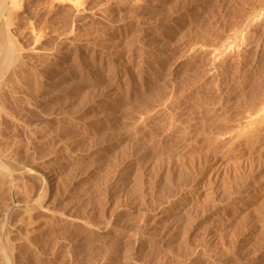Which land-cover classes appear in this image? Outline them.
I'll list each match as a JSON object with an SVG mask.
<instances>
[{"label": "rangeland", "instance_id": "1", "mask_svg": "<svg viewBox=\"0 0 264 264\" xmlns=\"http://www.w3.org/2000/svg\"><path fill=\"white\" fill-rule=\"evenodd\" d=\"M9 1H16V4L9 3V7L12 6L11 4H14V7L5 14L3 30L7 34L9 33V36L11 35L12 40H16H14L17 43L15 45L21 48L23 54L25 53L21 62L19 61V67L17 66L16 71L20 68L17 75L23 74V77L22 75L19 77L20 83L23 79L26 81L21 83V87L18 86L19 89L16 88L17 92L14 94L7 91L0 93L3 109L8 112L10 117L12 116L11 118L4 116L0 118V148L4 149L11 143L16 144L19 150L16 151L18 156L27 158L26 160L23 159L24 163L31 164L35 169L37 167L36 170L40 173H44L45 170L52 172L53 178L50 181L47 180L48 189L46 188L45 193H43L45 196H42L45 200L42 197L41 200L45 203L49 202L50 204H46L55 211L63 213L64 216L67 217L68 215V217L78 221L88 220L87 222H91L94 227L92 232L91 229H86L78 223V226L74 224L72 227L66 225L65 221L62 223L63 219L60 218H56L58 221L54 218L53 220L56 222L54 224L53 217L47 213L45 215L44 212H33L31 216H23V218L22 216L17 217L16 213L15 215L10 214L9 221L11 223L9 222L8 225L12 226V234L10 233L9 240L11 243L14 242V249L16 250L13 249L12 264H187L181 262L182 256L186 258V255L189 256L191 252V254L195 253V256H198H194V259H197L195 261L193 259L188 264H264V196L257 206H253L250 205L246 196L241 197L237 194L238 186L241 185L240 182L242 183L246 179L245 177H240L243 180L236 177L234 178L235 182L232 178L231 186L229 181L233 196L223 200L222 204L220 203L224 206V210L213 214V218L209 217L211 216L210 209L202 217L194 215L195 217L193 216L190 220L180 221V224H166L167 227L164 228L162 226L164 224L161 225L160 223L159 226V221L155 220L154 215H152L158 211V205H161L173 190L179 188L184 181L189 179V175L185 174L183 178L174 183L170 184L169 182L170 178L176 175L181 168L179 167L181 166L179 163L182 161L181 159L196 155V159L190 161V168L194 171L197 167V170L194 171L195 174L204 173L205 169L212 163L209 162L208 164L207 161H212L211 158L214 155L221 156L218 151L222 152L220 147L212 145V143L215 144L214 140L216 139L215 133L212 135L213 127H215L210 119L212 115L205 111H201L203 114H200L197 110L199 104L194 103V101L198 102L201 97L200 100H207L206 102L215 104L220 101L221 95H216L214 92L215 95L213 93L211 95V93L206 92V89H200L203 92L199 91L201 93V95L199 93V97L191 98L189 96L186 99L182 97L180 95L181 88L188 81L187 79L195 73L194 71L199 66L200 61L198 57L196 59L195 56H192L189 58L190 60L182 63L183 66L180 65L176 71H173L174 55L168 54L167 56V50L176 39V42L192 43L198 39H203L201 35L213 37L218 31L231 27L230 24H233L236 17L241 15L240 13H247L251 7L249 4H254L257 0ZM175 5L178 6L177 9H183H179V11ZM170 8L174 9L171 11ZM246 9L248 10L246 11ZM173 12L178 13L173 14ZM175 18L176 20L179 18L178 22ZM166 25L170 27L168 31H163L162 28ZM205 32L209 33L210 36L209 34L206 36ZM172 40L173 43H170L169 41ZM161 63L163 64L161 65ZM252 72L254 73L253 75L251 73L249 80L247 79L248 82L246 80V83L241 85L244 88L226 96L229 101L226 97L223 100L220 98L222 106L227 111L224 113L228 114L229 119L236 120V115L240 116L242 109H244L243 104L253 102L257 95L256 91L258 93L264 87V56L257 61ZM150 75L154 77V80L148 84L147 79ZM233 78L236 82L240 80V77L238 78L236 75ZM229 84L230 79L225 80V85ZM157 90L160 91V94L163 92L164 95L173 94L176 97L173 104L175 106L172 105L171 109L169 108L176 118L171 116L174 123L179 126L178 129L180 128V131L175 134L173 128H167L168 118H170L168 114L155 113L147 118L150 121L147 119H145L146 123L140 121V115L145 113L143 110L147 107L144 105L149 104L152 97L156 98ZM214 96L217 98L215 99ZM190 98L192 100L189 101ZM231 106H235L237 111H234L235 107L233 109ZM231 108L234 113L230 110ZM191 111L198 113H194V115ZM191 115L193 116L191 117ZM141 117L145 116L141 115ZM190 119H193V122ZM161 120H164L163 122L167 125H165L166 129H163L164 123H161L160 126L156 124L162 122ZM147 122L151 123L153 127ZM131 123H135V126ZM144 125L152 128L145 129ZM156 128L157 131L155 132ZM160 128L167 131L161 132ZM151 132L153 136H151ZM159 132L160 134H158ZM148 134L150 135L148 136ZM210 134L214 139L211 140ZM118 135L119 137L124 136L127 139L126 142H131H128L129 147L123 148L113 155H111L112 153H107V155L102 153V142L108 143L107 141L110 142ZM168 135L169 137H166ZM179 135H182V138ZM175 136H179L181 140ZM142 137L144 138L142 139ZM156 139H160L159 143ZM194 140L196 143L193 142ZM163 141L164 143L167 142V145ZM172 141L176 146L172 144ZM198 142L199 144H197ZM136 143L137 145H135ZM142 145L148 146L147 154L150 155L155 151L157 153L155 155L152 153V155L140 159L141 161L136 160L137 163L134 162V168L131 167L125 176L121 175V165L133 152L130 146L142 148ZM198 146L205 148L202 149ZM128 149H130L129 152ZM207 149L212 150L208 153ZM190 150L192 151L190 152ZM198 151H200L199 154ZM158 154H162V157ZM178 154H182L184 157L181 158L182 155H180L176 158ZM167 155L169 156L167 157ZM261 155L264 157V151L257 156ZM151 156L156 157L155 161ZM199 158L201 161L198 160ZM166 160L170 163H168L169 168L166 165ZM196 161L201 163H196ZM195 163L197 164L196 167ZM261 168L256 170L257 172L252 171L250 173L255 177H259L262 173L261 177L264 173V166ZM175 169L178 171L176 170L177 172L174 173ZM117 171L118 173L121 172L120 175ZM237 179L241 181L239 182ZM7 200L9 203L10 194L6 189L0 188V216H2L4 206L7 205L4 204L7 203ZM232 201H235V204L231 203ZM238 208L240 211L245 209L243 213L245 220L236 229L230 225L229 218L233 217L232 214H235ZM16 217L17 220L22 218L17 224ZM28 221L36 229L26 231L27 225L29 226ZM63 224L65 225L63 226ZM98 224L107 226L105 233L97 231ZM173 224L176 225L173 226ZM26 232H28L27 236ZM22 237L30 239L28 241L27 238L28 243L25 241L17 246L18 240Z\"/></svg>", "mask_w": 264, "mask_h": 264}, {"label": "bare ground", "instance_id": "2", "mask_svg": "<svg viewBox=\"0 0 264 264\" xmlns=\"http://www.w3.org/2000/svg\"><path fill=\"white\" fill-rule=\"evenodd\" d=\"M175 1V0H174ZM173 1V2H174ZM177 1V0H176ZM254 1V0H253ZM204 2V1H203ZM202 2V3H203ZM243 2V1H242ZM248 2V1H247ZM9 3H15L16 1L12 2V1H7V0H0V93H2L3 91H7L11 94L16 93V88L19 89L22 85L21 83L25 82L26 80L23 79L21 80L22 82L20 83V76L21 75H17L19 73V69L18 71H16V68L18 66L19 61L21 62V59L23 58L24 54L21 51V48L18 47V45L16 46L15 44H17L14 40H12L11 35L9 36L3 29L5 26V14H7V12H10V8L14 7V4H11L9 7ZM173 4V3H172ZM229 4V3H228ZM249 4V3H248ZM201 5V4H200ZM251 7L250 9H246L247 13H240L241 15L237 16L235 21H233V24L229 27V28H225L221 31H218V33L214 34L213 37H205L203 35H201L203 37V39H198V40H194L195 42L192 43H188V42H174V44H168L170 45V47L167 50V56L169 55H174V59H173V71L176 69H178L180 67V65H182V63L186 60H188L189 58H192V56H195L196 59L197 57L199 58L198 61L199 62V66L197 67V69L193 72L194 74L187 79L188 81H186V83L184 84L183 88H181L182 90L181 92V96L182 97H186L188 98L189 96L194 97V96H200L201 93L203 91H200V89H206V92H209V94L214 92L216 95H221L220 98L223 100L225 99L226 96H229L232 93L237 92L240 88H244L243 86H241L244 82L246 83V80L249 78V76L253 75L254 72H252L254 65L257 63V61L264 56V0H257L256 2H254V4H249ZM189 6V5H188ZM203 6V5H202ZM233 6V5H232ZM178 7V6H177ZM176 5L175 8L177 9ZM180 7V6H179ZM229 7V6H228ZM240 7V6H239ZM186 8V7H185ZM184 8V10H185ZM245 8V7H244ZM171 11L174 9L170 8ZM181 10L183 8H178L177 10ZM189 9V8H188ZM191 9V8H190ZM235 9V8H234ZM179 10V11H180ZM183 10V11H184ZM165 11V10H164ZM182 11V12H183ZM187 11V10H186ZM189 11V10H188ZM170 12V11H169ZM168 12V13H169ZM181 12V14H183ZM206 12V11H205ZM172 13V12H171ZM174 13H178V12H173ZM180 13V12H179ZM188 14V12H186ZM184 13V14H186ZM239 13V12H238ZM11 15V13H9ZM158 14V13H157ZM160 15V14H159ZM167 15V14H166ZM162 16V15H161ZM165 16V15H164ZM168 16V15H167ZM176 17V15H174ZM186 16V15H185ZM160 17V16H159ZM171 17V15H170ZM179 17V16H178ZM202 17V16H201ZM230 17V16H229ZM9 18V17H8ZM169 18V17H168ZM177 18V17H176ZM175 18V20H176ZM185 18V17H184ZM223 18V17H222ZM161 19V18H160ZM179 19V18H178ZM177 19V20H178ZM181 19V17H180ZM204 19V18H202ZM226 19V18H225ZM9 20V19H8ZM169 20V19H168ZM172 20V19H170ZM174 20V19H173ZM176 20V21H177ZM183 20V19H182ZM181 20V21H182ZM219 20V19H218ZM184 21V20H183ZM163 22V21H162ZM178 22V21H177ZM225 22V20H224ZM168 23V22H166ZM192 23V22H191ZM222 23V22H221ZM188 25V23H186ZM193 24V23H192ZM201 24V23H199ZM168 25V24H167ZM164 26L162 29L163 31H168V26ZM176 25V24H175ZM203 25V24H202ZM217 25V24H216ZM229 25V24H228ZM191 26V25H190ZM208 26V25H207ZM3 27V28H2ZM7 27V25H6ZM194 27V26H193ZM188 28V27H187ZM186 28V30H187ZM198 28V27H197ZM207 28V27H206ZM209 28V27H208ZM7 29V28H5ZM172 29V28H170ZM200 29V28H199ZM198 29V30H199ZM213 29V28H212ZM175 30V29H174ZM184 30V29H183ZM182 30V31H183ZM162 31V30H161ZM160 31V32H161ZM170 31V30H169ZM201 31V30H199ZM207 31V30H206ZM213 31V30H212ZM173 32V31H171ZM170 32V33H171ZM163 33V32H161ZM164 34V33H163ZM162 34V35H163ZM168 34V33H167ZM173 34V33H172ZM206 36H208L209 33H204ZM212 34V33H211ZM185 35V34H184ZM187 35V34H186ZM196 35V34H195ZM198 35V34H197ZM169 36V34H168ZM191 36V35H190ZM200 36V35H199ZM210 36V34H209ZM164 37V36H163ZM193 37V36H192ZM200 37V38H202ZM159 39V38H158ZM170 39V38H169ZM168 39V40H169ZM187 39V38H186ZM197 39V38H196ZM179 40L182 41V39L179 38ZM14 41V42H13ZM158 42V41H157ZM170 43H173L172 41H169ZM168 42V43H169ZM162 43V42H161ZM167 43V42H166ZM164 46V45H163ZM166 48V47H165ZM161 50V49H160ZM164 50V49H163ZM165 51V50H164ZM28 54V53H27ZM164 54V53H162ZM177 54V55H175ZM165 55V54H164ZM162 56V55H161ZM171 56V57H172ZM163 57V56H162ZM170 57V56H169ZM170 57V58H171ZM159 58V57H158ZM194 58V57H193ZM25 59V58H24ZM195 59V58H194ZM150 60V59H149ZM160 60V59H158ZM163 60V59H162ZM165 60V59H164ZM190 60V59H189ZM167 61V60H166ZM171 61V60H170ZM261 61V60H260ZM151 62V61H150ZM160 62V61H159ZM163 62V61H162ZM188 62V61H187ZM192 62V61H191ZM164 63V62H163ZM161 63V65L163 64ZM169 63V62H168ZM171 63V62H170ZM196 63V62H195ZM21 64V63H20ZM19 64V65H20ZM259 64V63H258ZM257 64V65H258ZM152 65V64H150ZM154 65V64H153ZM165 65V63H164ZM171 65V64H170ZM198 65V64H196ZM167 66V65H166ZM183 66V65H182ZM19 67V66H18ZM153 67V66H152ZM168 67V66H167ZM157 68V67H156ZM165 68V67H164ZM191 68V67H190ZM171 69V68H170ZM169 69V70H170ZM195 69V68H194ZM140 70V69H139ZM142 70V69H141ZM148 70V69H147ZM167 70V69H166ZM22 71V70H21ZM144 71V70H143ZM150 72V70H148ZM161 71V70H160ZM165 71V70H164ZM172 71V72H173ZM24 72V71H23ZM141 73V71H139ZM152 72V71H151ZM148 73V72H147ZM146 73V74H147ZM27 74V73H26ZM139 74V73H137ZM153 74V73H152ZM158 74V73H157ZM163 74V73H162ZM142 75V74H141ZM145 75V74H144ZM161 75V74H160ZM236 75V77H240V82H236L235 78H233V76ZM25 76V75H24ZM170 76V75H169ZM156 77V76H155ZM163 77V76H162ZM189 77V76H188ZM26 78V77H25ZM143 78V77H142ZM148 78V77H147ZM168 78V77H167ZM170 78V77H169ZM22 79V78H21ZM27 79V78H26ZM29 79V78H28ZM158 79V78H157ZM160 79V78H159ZM230 79V84L229 85H225V80ZM257 79V78H256ZM25 80V81H24ZM154 80V77H152V75H150V77L147 79L148 84H150L151 81ZM172 80V78H171ZM170 80V81H171ZM249 80V79H248ZM247 80V82H248ZM261 80V79H260ZM158 81V80H157ZM264 81V80H263ZM146 83V82H145ZM155 83V82H154ZM153 83V84H154ZM172 83V82H171ZM182 83V81H181ZM152 84V83H151ZM228 84V83H226ZM147 85V84H146ZM20 86V87H18ZM160 86V85H159ZM247 86V85H246ZM263 86V84H262ZM261 88V86H259ZM151 88V87H150ZM179 88V89H180ZM259 88V90H260ZM156 89V86H155ZM245 90V89H244ZM177 91V90H176ZM175 91V92H176ZM201 93H200V92ZM158 92V90H157ZM160 92V91H159ZM157 93L156 98L152 97L149 102V104H147V100L145 101L144 106H147L146 109H142L145 113H141V115L145 116V117H141L140 115V121H143L146 123L145 119L150 118V116H152L153 114H158V113H164V114H168V116L170 118H168V126L163 122L164 120H166V117H164V120H161L162 122L156 123L160 126L161 123H164V128L167 126V128H173V133H177L178 131H180V128L178 129V125L176 126V124L174 123V120L171 116H173L175 118L174 115H172V113L170 112V109L172 107V105L174 104V102L176 101V97L173 94H160ZM239 92V91H238ZM156 93V92H155ZM200 93V95H199ZM205 93V92H204ZM213 93V95H215ZM177 95V93H175ZM256 98L254 99L253 102L251 103H247L244 105L243 103V107L244 109H242L241 115L239 116L237 113L236 115V120L229 119L228 118V114L224 113L227 112L225 111V108L222 106V102L221 99L219 98V102L215 103V104H211L210 102H206L205 100H200L199 101H194V103H198V112L200 114L202 112H209L208 114L212 115L214 118L212 119V116H210V119L212 120V125L215 126L213 127L214 129L213 134L215 133V144L212 143L213 146L216 147H220L222 152H224V154H222V152L218 151L219 153H221V156H217L214 155L212 156L211 160L212 161H207L208 164L209 162L211 163L209 165V167H207L204 171V173H197L195 174V169L197 170V162L201 163L199 161H196V165H195V169L193 171V169H191L190 167V161L191 160H195L196 159V155H190L189 158H185L182 154L181 158L184 157L183 159H181L182 161L179 163H181V167L178 171V173L176 175H173L169 182L170 184L174 183L175 181L179 180L180 178H183L185 174L189 175V179L184 181L183 184L179 187V188H174L175 190L172 191V193H170L164 200V202H162L161 205H158V211L155 212L154 214L152 213V215H154V219L159 221V226L160 223L162 226H164V228H166V224H170V223H179L180 221H186V220H190L194 215L196 216H204L205 213L211 209V216L209 217H214L213 214L218 213L220 210H224V206L220 205L221 202H224L226 200V198H229L233 196V191L231 190L232 188L229 187V181H230V186H231V180L233 178L234 182L235 179L234 178H240V177H245L246 179L243 180V178H240L242 181V183L239 181V179H237L240 182V186H238V190H237V194H239L241 197H245L248 200V202L250 203V205L253 206H257L260 199L264 196V173L263 176L260 177H255L253 174H251L250 172H254L256 170H260L261 167L264 166V157L261 156H257L260 153H262L264 151V87L257 93L256 91ZM179 95V96H180ZM206 95V93L204 94ZM203 95V96H204ZM235 95V94H234ZM202 96V97H203ZM205 97V96H204ZM207 97V96H206ZM213 97V96H212ZM181 98V97H180ZM189 99L192 100V99ZM208 98V97H207ZM214 98L216 99L217 96ZM227 98V97H226ZM196 99V97H195ZM210 99V97H209ZM213 99V98H212ZM211 99V101H212ZM181 100V99H180ZM198 100V99H197ZM227 100L229 101V98H227ZM244 100V99H243ZM242 100V101H243ZM248 100V99H245ZM193 101L192 104H193ZM144 102V101H143ZM182 102V101H181ZM188 102V101H187ZM187 102H185L186 104H188ZM191 102H189L191 104ZM184 103V102H183ZM226 103V102H225ZM230 103V102H229ZM234 103V102H233ZM237 104V103H236ZM196 105V104H195ZM232 105V104H231ZM139 106V105H138ZM175 106V105H173ZM193 106V105H192ZM197 106V105H196ZM226 106V104H225ZM237 106H239L237 104ZM141 107V106H140ZM143 107V105H142ZM190 107V105H189ZM195 108V106H193ZM233 107V106H231ZM235 107V106H234ZM233 107V109H234ZM170 108V109H169ZM174 108V107H173ZM172 108V109H173ZM229 108V107H228ZM187 109V108H186ZM227 109V108H226ZM140 110V109H139ZM190 110V109H189ZM232 110V108L230 109ZM229 110V112H230ZM188 111V110H186ZM236 107H235V110ZM192 112V111H191ZM197 112V113H198ZM228 112V113H229ZM233 112V110H232ZM231 112V113H232ZM139 113V114H140ZM188 113H190V111H188ZM193 114L196 112H192ZM191 113V114H192ZM196 113V114H197ZM234 113V112H233ZM206 114V113H205ZM195 115V114H194ZM199 115V114H198ZM231 115V114H230ZM229 115V116H230ZM235 115V114H234ZM1 116L4 117H10L8 112H6L0 102V118ZM190 116V115H189ZM193 115H191L192 117ZM197 116V115H196ZM203 116V115H202ZM201 116V117H202ZM239 116V117H238ZM12 117V116H11ZM10 117V118H11ZM157 117V116H156ZM162 117V116H161ZM195 117V116H194ZM199 117V116H197ZM154 118V117H153ZM200 118V117H199ZM198 118V119H199ZM9 119V118H8ZM115 119V118H114ZM152 119V117H151ZM157 119V118H155ZM153 119V120H155ZM159 119V118H158ZM176 119V118H175ZM178 119V118H177ZM195 119V118H194ZM180 120V119H179ZM191 120V119H190ZM234 120V121H232ZM147 121H150L147 119ZM193 122V119L191 120ZM196 121V120H195ZM199 121V120H198ZM207 121V120H206ZM115 122V121H114ZM134 122V121H133ZM177 122V121H176ZM110 123V122H109ZM112 123V122H111ZM144 123V124H145ZM149 123V122H147ZM153 123V122H152ZM180 123V122H179ZM199 123V122H198ZM202 123V122H201ZM119 124V123H118ZM134 124L135 123H131ZM155 124V123H154ZM197 124V123H196ZM209 124V123H206ZM204 124V125H206ZM149 125H151V123H149ZM162 125V124H161ZM166 125V126H165ZM192 125V124H191ZM190 125V126H191ZM198 125V124H197ZM211 125V126H212ZM123 126V124H122ZM125 126V125H124ZM131 126V125H130ZM133 126V127H134ZM137 126V125H136ZM145 126L146 128H150L151 126ZM196 126V125H195ZM208 126V125H207ZM129 127V126H128ZM153 127V126H152ZM151 127V128H152ZM192 127V126H191ZM190 127V128H191ZM113 128V127H111ZM132 128V127H131ZM148 128V129H149ZM155 128V127H154ZM162 128V127H161ZM160 128V129H161ZM196 128V127H193ZM210 128V127H209ZM109 129V128H108ZM123 129V128H122ZM128 129V128H127ZM130 129V128H129ZM159 129V128H158ZM161 129L160 131H167V130H163ZM192 129V128H191ZM200 129V128H199ZM208 129V128H207ZM212 129V128H211ZM111 130V129H110ZM116 130V129H115ZM133 130V129H132ZM140 130V129H139ZM151 130V129H150ZM155 130V129H154ZM153 130V131H154ZM169 130V129H168ZM99 131V129H98ZM108 131V130H107ZM138 131V130H137ZM157 131V128L155 130V132ZM159 131V130H158ZM201 131V130H200ZM104 132V131H103ZM106 132V131H105ZM116 132V131H115ZM135 132V131H134ZM192 132V131H191ZM211 132V131H210ZM128 133V132H127ZM126 133V134H127ZM132 133V132H131ZM143 133V132H142ZM154 133V132H153ZM181 133V132H179ZM207 133V132H206ZM130 134V133H129ZM141 134V133H140ZM157 134V133H155ZM154 134V135H155ZM160 134V132L158 133ZM164 134V133H161ZM168 134V133H166ZM169 134H172V132H169ZM184 134V133H183ZM196 134V133H195ZM200 134V133H199ZM204 134V133H202ZM122 135V134H119ZM116 137L111 140L110 142L107 141L108 143L104 144V141L102 142L103 145L101 147V151H103L102 153L106 154L107 153H112L111 155H113V153H118L119 150H122L123 148H127L129 147V143L130 141L126 142V138L124 136L122 137ZM125 135V133H124ZM135 135V134H134ZM147 135V134H146ZM150 134H148L149 136ZM178 135V134H176ZM190 135V134H189ZM206 135V134H205ZM208 135V133H207ZM151 136L152 132H151ZM150 136V137H151ZM174 136V135H173ZM180 136V135H179ZM179 136H175L178 138H182V135ZM185 136V135H184ZM195 136V135H194ZM98 137V136H97ZM108 137V136H107ZM111 137V136H110ZM130 137V136H129ZM136 137V136H135ZM160 137V135H159ZM164 137V136H163ZM166 137H169L166 136ZM174 137V139H175ZM209 137H212L211 134ZM144 137H142L143 139ZM180 138V140H181ZM109 139V137H108ZM112 139V137H111ZM148 139V138H147ZM155 139V137H154ZM165 139V138H164ZM167 139V138H166ZM202 139V138H201ZM200 139V140H201ZM208 139V137L206 138V140ZM214 139L213 137L211 138V140ZM131 140V139H130ZM133 140V139H132ZM131 140V141H132ZM150 140V139H149ZM159 143V140L156 139ZM163 140V138H162ZM170 140V139H167ZM173 140V139H172ZM179 140V141H180ZM102 141V140H101ZM213 141V142H214ZM135 142V141H134ZM137 142V140H136ZM139 142V141H138ZM149 142V141H148ZM146 142V143H148ZM153 142V140H152ZM166 142V141H165ZM175 142V140H174ZM192 142V141H191ZM193 142L196 143V141L194 140ZM192 142V143H193ZM201 142V141H200ZM19 145V142H17ZM131 143V142H130ZM140 143V142H139ZM145 143V144H146ZM164 143V141H163ZM169 143V142H168ZM171 143V142H170ZM206 143H208L206 141ZM205 143V144H206ZM210 143V142H209ZM160 144H162L160 142ZM159 144V145H160ZM167 145V142L164 143ZM173 144V141H172ZM171 144V145H172ZM199 144V142L197 143ZM196 144V145H197ZM204 144V143H202ZM211 144V143H210ZM132 145V144H130ZM137 145V143L135 144ZM140 145V144H138ZM149 145H151L149 143ZM165 145V147H166ZM170 145V144H169ZM174 145V144H173ZM172 145V147H173ZM7 146V145H6ZM5 146V147H6ZM22 146V145H21ZM98 146V145H97ZM143 146V145H142ZM146 146V145H145ZM154 146H156L154 144ZM164 146V145H163ZM176 146V145H174ZM184 146V145H183ZM195 146V145H194ZM209 146V144H208ZM211 146V145H210ZM17 145L16 144H10L8 145V147L6 148H0V188H4L6 189V191L8 192V194H10V200L8 203V200L6 201L7 204L6 206H4L5 208H3V212H2V216H0V263L2 264H12V257L14 256V242L11 243L9 240V235L11 233V229L12 226L8 225L9 224V217L10 214H14L16 213L17 217L19 216H31V213L33 212H44L45 215L46 213L51 215L52 220L55 218H60L63 219L62 223L65 221L66 225H74L77 223L81 226H83L86 229H92L94 228L91 224V222H87V221H78L75 220L71 217H67L64 216L63 213H60L59 211L57 212V210L55 211L53 208H51L48 204L49 202H44L41 200V197L45 196L43 193H45L46 188L47 187V180H51V178H53V173L52 172H45L44 173H40L38 172L36 169L31 166V164H27L24 163L23 158L21 156H18L16 151H19L17 149ZM131 151L133 150V152L131 153L130 151V155L128 159H125V162L123 165H121V175H126L127 171H129V169L131 167L134 166V162H136V160H140L146 156H148V146L146 147H135V146H130ZM159 147V146H158ZM164 147V148H165ZM170 147V146H168ZM199 147V146H198ZM196 147V148H198ZM22 148V147H21ZM163 148V149H164ZM192 148V147H191ZM199 148H202L199 147ZM205 148V147H204ZM202 148V149H204ZM208 148V147H207ZM211 148V147H210ZM213 148V147H212ZM219 148V149H220ZM17 149V150H16ZM25 149V148H24ZM128 149V152L129 150ZM159 149V148H158ZM157 149V150H158ZM169 149V148H168ZM174 149V147H173ZM217 149V148H216ZM165 150V149H164ZM167 150V149H166ZM197 150V149H195ZM193 150V151H195ZM199 150V149H198ZM212 150V149H211ZM210 149H207L206 151L208 153L211 152ZM127 151V150H126ZM152 151V150H151ZM154 151V150H153ZM172 151V150H170ZM186 151V150H185ZM192 150H190L191 152ZM216 151V150H215ZM27 152V151H25ZM122 152V151H121ZM127 152V154H128ZM160 152V151H159ZM163 152V151H162ZM169 152V150H168ZM177 152V151H176ZM181 152V151H180ZM189 152V154H190ZM98 153V152H97ZM125 153V152H124ZM151 153V152H150ZM153 153V152H152ZM152 153L150 155H152ZM157 152L155 151V153H153L154 155ZM172 153V152H171ZM170 153V154H171ZM184 153V152H183ZM193 153V152H192ZM195 153V152H194ZM193 153V154H194ZM197 153V151H196ZM200 153V151H198V154ZM203 153V152H202ZM213 153V151H212ZM217 153V152H216ZM24 154V153H23ZM21 154V155H23ZM28 154V153H27ZM101 154V153H100ZM126 154V153H125ZM165 154H167L165 152ZM188 154V153H187ZM197 154V155H198ZM207 154V153H206ZM103 155V154H102ZM121 155V154H120ZM149 155V156H150ZM158 155H162V154H158ZM179 154L176 155L180 156ZM205 155V154H204ZM209 155V154H208ZM26 156V155H25ZM126 156V155H125ZM157 156V155H156ZM169 155H167L168 157ZM172 156V155H171ZM186 156V155H185ZM200 156V155H199ZM203 156V155H202ZM257 156V157H256ZM104 157V155H103ZM152 157V156H151ZM154 157V156H153ZM152 159L155 161L156 157ZM162 157V156H161ZM173 157L175 158V155H173ZM187 157V156H186ZM96 158V157H95ZM165 158V156H164ZM202 158V157H201ZM27 159V158H26ZM25 159V160H26ZM118 159V158H117ZM116 159V160H117ZM157 159H159L157 157ZM163 159V158H162ZM161 159V160H162ZM166 159V158H165ZM170 159V158H169ZM207 159V157H206ZM205 159V160H206ZM110 160V159H109ZM152 160V161H153ZM168 160V159H167ZM166 160V165L167 167L168 165V161ZM173 160V159H171ZM179 160V159H178ZM177 160V161H178ZM200 160V158L198 159ZM141 161V160H140ZM144 161V160H142ZM153 161V162H154ZM158 161V160H157ZM176 161V160H175ZM174 161V162H175ZM201 161V160H200ZM102 162V161H101ZM100 162V163H101ZM107 162V161H106ZM122 162V163H123ZM152 162V163H153ZM163 162V160H162ZM206 162V163H207ZM99 163V162H98ZM121 163V162H120ZM119 163V164H120ZM137 163V162H136ZM155 163V162H154ZM205 163V164H206ZM33 164V163H32ZM139 164V163H138ZM151 164V163H150ZM156 164V163H155ZM163 164V163H162ZM170 164V163H169ZM175 164V163H174ZM105 165V164H104ZM158 165V164H157ZM156 165V167H158ZM179 165V164H177ZM202 165V164H201ZM204 165V164H203ZM120 166V165H119ZM139 166V165H138ZM176 166V165H175ZM206 166V165H205ZM109 167V166H108ZM136 167V166H135ZM140 167V166H139ZM163 167V166H162ZM165 167V166H164ZM166 167V168H167ZM172 167V166H170ZM200 167V166H199ZM204 167V166H203ZM58 168V167H57ZM118 168V166H117ZM134 168V167H133ZM138 168V167H137ZM155 168V167H154ZM169 168V167H168ZM39 169V168H38ZM111 169V168H110ZM114 169V168H113ZM140 169V168H139ZM146 169V168H145ZM156 169V168H155ZM162 169V168H160ZM164 169V168H163ZM174 169V168H173ZM199 169V168H198ZM203 169V168H202ZM262 169V168H261ZM159 170V168H158ZM154 171V170H153ZM164 171V170H163ZM171 171V170H170ZM176 171V172H177ZM203 171V170H202ZM207 171V172H206ZM263 171V170H261ZM116 172V171H115ZM257 172V171H256ZM118 173V171H117ZM118 173V174H119ZM129 173V172H128ZM171 173V172H170ZM173 173V174H174ZM157 174V173H156ZM259 174V173H258ZM256 174V175H258ZM120 175V174H119ZM172 175V174H171ZM118 176V175H117ZM132 176V175H131ZM130 176V177H131ZM136 177V175H135ZM157 177V176H156ZM113 178V177H112ZM117 178V177H116ZM126 178V177H125ZM138 178V177H137ZM163 178V177H162ZM118 179V178H117ZM120 180V179H119ZM126 180V179H125ZM135 180V179H134ZM128 181V180H127ZM142 181V180H141ZM154 181V180H153ZM135 182V181H134ZM233 182V181H232ZM237 182V181H236ZM50 183V182H49ZM116 183V182H115ZM130 184V183H129ZM128 184V185H129ZM168 184V183H167ZM179 184V183H178ZM235 184H239V183H235ZM117 185V184H116ZM127 186V185H126ZM173 186V185H172ZM171 186V187H172ZM237 186V185H234ZM155 187V186H154ZM233 187V186H232ZM170 188V187H169ZM125 189V188H124ZM7 194V193H6ZM126 194V192H125ZM9 197V196H8ZM42 197V199H44ZM116 197V196H115ZM238 197V196H237ZM46 198V197H45ZM155 198V197H154ZM9 199V198H8ZM228 199V200H229ZM232 199V198H231ZM45 200V199H44ZM118 200V199H117ZM124 200V199H123ZM224 200V201H223ZM234 200V199H233ZM236 200V199H235ZM243 202H245L244 200H242ZM53 202V201H52ZM62 202V201H61ZM235 202V201H234ZM233 201L231 203H234ZM54 203V202H53ZM246 203V204H249ZM50 204V203H49ZM52 204V203H51ZM117 204V203H116ZM121 204V203H120ZM147 204V203H146ZM222 204V203H221ZM224 204V203H223ZM228 203H226L227 205ZM235 204V203H234ZM244 204V203H243ZM126 205V204H125ZM144 205V204H143ZM229 205V204H228ZM237 205V203H236ZM239 205V204H238ZM249 205V206H250ZM54 206V205H53ZM230 206V205H229ZM246 206V205H245ZM264 206V205H263ZM139 207V206H138ZM232 207H235L234 205H232ZM243 207V206H242ZM56 208V207H55ZM228 208V207H226ZM231 208V207H230ZM234 208V209H235ZM257 208V207H256ZM255 209V208H254ZM155 210V209H154ZM222 210V211H223ZM226 210V209H225ZM230 210V209H229ZM232 210V209H231ZM63 212V211H62ZM221 212V211H220ZM239 212L237 215L236 213ZM237 212L235 214H232L233 217L234 215H236L234 218L231 217L229 218V223L230 225L234 226V228L237 229V226L239 228V226L241 225V222H243V220H245L243 217L244 216V212L245 209H241L238 208ZM226 213V212H225ZM250 213V212H249ZM68 214V213H67ZM146 214V213H145ZM151 214V213H149ZM220 214V213H219ZM223 214V213H222ZM221 214V215H222ZM228 214V213H227ZM248 214V213H247ZM66 215V214H65ZM213 215V216H212ZM225 215V214H224ZM249 215V214H248ZM251 215V214H250ZM44 216V215H43ZM71 216V214H70ZM149 216V215H148ZM216 216V215H215ZM231 216V215H230ZM246 216V215H245ZM15 217V216H14ZM16 219V224L22 219L17 220ZM49 217V216H48ZM50 217V219H51ZM195 217V216H194ZM208 217V216H207ZM223 217V216H222ZM220 217V218H222ZM247 217V216H246ZM12 218V217H11ZM10 218V219H11ZM77 218V217H76ZM250 218V217H249ZM48 219V218H47ZM49 219V220H50ZM152 219V218H150ZM196 219H199V217ZM205 219V218H204ZM218 219V218H216ZM215 219V220H216ZM232 219V220H230ZM248 219V217H247ZM28 220V218H27ZM30 220V219H29ZM83 220V219H82ZM153 220V219H152ZM207 220V219H206ZM214 220V219H213ZM227 220V219H226ZM51 221V220H50ZM54 221V220H53ZM58 221V220H56ZM60 221V220H59ZM27 222V221H25ZM29 226L27 225V229L26 231H32L34 228L32 225H30V221H28ZM52 222V221H51ZM50 222V223H51ZM80 222V223H79ZM151 222V221H150ZM155 223V221H153ZM220 222V221H217ZM216 222V223H217ZM224 222V221H223ZM11 223V222H10ZM56 222L54 221V224ZM61 223V222H60ZM157 223V222H156ZM184 223V222H183ZM222 223V222H221ZM14 224V225H16ZM32 224V223H31ZM46 224V223H45ZM102 224V223H101ZM152 224V223H151ZM180 224V223H179ZM178 224V225H179ZM182 224V222H181ZM199 224V223H198ZM244 224V223H242ZM251 224V223H250ZM26 226V224H23ZM43 225V224H42ZM60 225V224H59ZM58 225V226H59ZM65 224H63L64 226ZM96 225V224H94ZM99 225V224H98ZM107 225V223H106ZM176 224H173V226ZM218 225V224H217ZM227 225V224H226ZM229 225V224H228ZM258 225V224H257ZM35 226V225H34ZM70 226V227H71ZM78 226V225H77ZM180 226V225H179ZM250 226V225H249ZM15 227V226H14ZM66 227V226H65ZM73 227V226H72ZM98 228L97 231L99 233H105L106 232V228L107 226H97ZM110 227V226H109ZM198 227V226H197ZM220 227V226H219ZM222 227V226H221ZM220 227V228H221ZM48 228V227H47ZM75 228V227H74ZM184 228V227H183ZM248 228V227H247ZM71 229V228H70ZM69 229V230H70ZM85 229V230H86ZM159 229V228H157ZM161 229V228H160ZM171 229V228H170ZM188 229V228H187ZM190 229V228H189ZM255 229V228H254ZM38 230V229H37ZM76 230V229H75ZM78 230V229H77ZM80 230V229H79ZM84 230V229H83ZM184 230V229H183ZM233 230V229H232ZM35 231V230H34ZM33 231V232H34ZM41 231V230H40ZM39 231V232H40ZM74 231V230H73ZM89 231V230H88ZM202 231V229H201ZM260 231V230H258ZM108 232V230H107ZM167 232V231H166ZM165 232V233H166ZM224 232V231H223ZM231 232V231H230ZM234 232V231H233ZM239 232V230H238ZM245 232V230H244ZM35 233V232H34ZM90 233V232H89ZM98 233V234H99ZM247 233V232H246ZM249 233V232H248ZM12 234V233H11ZM26 236L28 235V232L25 233ZM30 234V233H29ZM32 234V233H31ZM30 234V235H31ZM192 234V233H191ZM24 235V234H23ZM198 235V234H197ZM230 235V234H229ZM228 235V236H229ZM248 235V234H247ZM25 236V235H24ZM140 237V236H139ZM172 237V236H171ZM223 237V236H222ZM232 237V236H231ZM28 238V237H27ZM27 238L26 237H22L20 238V240H18V245L16 243L17 246L23 244V242H27ZM145 238V236H144ZM13 239V238H12ZM19 239V238H18ZM30 238H28L29 241ZM147 239V238H146ZM230 239V238H229ZM138 240V239H137ZM121 242V241H120ZM28 243V242H27ZM30 243V242H29ZM172 244V243H171ZM243 245V244H242ZM36 246V245H35ZM132 246V245H131ZM195 246V245H194ZM263 246V245H262ZM17 248V247H16ZM205 248V247H204ZM15 250V249H14ZM39 250V249H38ZM194 250V249H193ZM199 250V249H198ZM201 250V248H200ZM16 251V250H15ZM35 251V250H34ZM33 251V252H34ZM37 253V252H36ZM40 253V252H39ZM128 253V252H127ZM130 253V252H129ZM192 253V252H191ZM189 254L186 255L187 257L185 258L184 256L182 259V263H189L194 259L195 253L194 254ZM44 255V254H43ZM47 255V254H46ZM130 255V254H129ZM34 256V255H33ZM37 258V255H35ZM40 256V255H39ZM128 257V255H126ZM198 256V255H196ZM195 256V257H196ZM131 257V256H130ZM140 257V256H139ZM169 258V257H168ZM133 259V258H132ZM165 259V258H164ZM197 259V258H196ZM194 259V261L196 260ZM28 260V259H27ZM128 260V259H127ZM36 261V260H35ZM130 261V260H129ZM136 261V260H134ZM138 261V260H137ZM193 261V262H194ZM14 262V261H13ZM37 262H40L37 260ZM42 262V261H41ZM140 262V261H139ZM144 263V261H143ZM206 263V262H205ZM41 264V263H40ZM162 264V263H161ZM172 264V263H171Z\"/></svg>", "mask_w": 264, "mask_h": 264}]
</instances>
